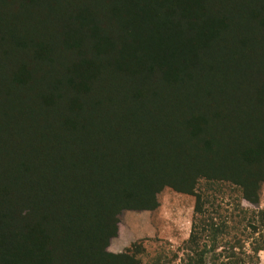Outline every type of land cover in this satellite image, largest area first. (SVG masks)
Instances as JSON below:
<instances>
[{
    "label": "trees",
    "instance_id": "obj_1",
    "mask_svg": "<svg viewBox=\"0 0 264 264\" xmlns=\"http://www.w3.org/2000/svg\"><path fill=\"white\" fill-rule=\"evenodd\" d=\"M11 1L0 0V6L36 13L27 15L31 23L23 29L31 44L22 37L16 44L34 55L21 68L28 78L22 83H38L45 40H54L51 28L66 34V28L78 27L74 45L82 50L91 85L78 124L60 123L69 141L65 160L10 168L0 156V264H142L140 243L112 254L110 241L122 211L155 210L157 195L167 187L196 197V220L184 244L188 264H260L264 0ZM5 83L0 81V90ZM0 102L3 139L16 131L10 111L18 110ZM20 114L28 123L38 118ZM96 134H113L117 147L144 137L145 155L113 168L107 164L111 151L104 150L101 168H80L90 163ZM149 158L156 159L155 168L132 166ZM200 180L207 183L204 190ZM216 183L235 186L256 207H235L243 229L236 230L234 215L207 194ZM165 262L160 257L152 264Z\"/></svg>",
    "mask_w": 264,
    "mask_h": 264
},
{
    "label": "rangeland",
    "instance_id": "obj_2",
    "mask_svg": "<svg viewBox=\"0 0 264 264\" xmlns=\"http://www.w3.org/2000/svg\"><path fill=\"white\" fill-rule=\"evenodd\" d=\"M6 1L13 5L11 0ZM21 8V6H0V68L3 70L0 73H4L3 76L0 75V81L8 82L5 83L6 87L0 90V100L2 103L8 101L6 104L8 107L14 105L18 110L14 113L12 107L10 111V116L13 119H10V125H15L16 131L12 130L14 132L7 138L0 139V156L9 159L10 168H45L49 162L56 161L57 157L62 161L65 160L66 154H69V141L64 137L67 134L61 124L68 122L70 127L72 122L78 124V120H81L82 112L80 110L81 106H84L83 95L91 79L89 71L83 64L82 50L74 45L75 32H78V27L69 28V30L66 28V34L64 28L60 29L63 32L61 33L56 27H53L51 28V35H53L51 38L54 40L53 42L48 38L45 40L47 42L46 52L43 60L39 62L38 66L40 67L35 76V82L39 78L38 83L29 85L22 83L28 78L24 79L25 73L21 68H28V63L31 62L34 55L31 48L24 49L16 44L20 42L17 40L21 37L22 39L28 38L27 42L31 44L32 35L23 29L24 26L31 23L26 21V19H31L27 15L34 16L36 13L34 10L27 12ZM63 24L65 26V23ZM48 32H50V28H48ZM44 35L46 36V34ZM5 52H10L11 55L5 56ZM16 74L19 77H15ZM88 96L89 103L91 96ZM34 101L35 103H33ZM91 104H96L95 98L92 99ZM23 111H26L27 115L38 118L28 123L23 120L26 118H22L20 114ZM7 119L8 114L5 113L2 120L7 122ZM114 139L116 136L113 134L107 136L96 134L90 142L92 153L86 157L90 163L88 166L85 164L80 168H101L100 155L104 150L111 151L110 156L114 158L110 157L112 160L107 161V164L110 166L111 163H114L113 168H121L125 162L127 165L130 164L127 160L145 155V150L140 151L142 145L144 147L148 142L144 137L126 138L131 140L129 142L120 141L118 147ZM187 145L193 147L195 144ZM115 147L117 148L114 151ZM119 160H121L120 163H118ZM139 160L142 161V159L132 160V166L135 168H153L152 166H154L155 168V158L135 164ZM162 163L167 166L164 160ZM262 185L264 187V184ZM198 187L204 190L207 183L200 180ZM215 190L217 191L214 192ZM207 194L211 195V200L218 199L217 204L223 202L222 206L228 210V214L234 215L232 226L236 230L243 229V225H239L240 217L236 218L238 213H233L237 204L240 202L244 208L256 209L253 204L242 200L241 191L231 184L216 183L213 190L207 191ZM157 202L159 206L153 211H122L118 217L117 236L110 241L108 248L110 253H125L131 245L140 243L142 252L138 259L142 264H152L154 258L160 257L166 260V264L189 263L184 244L187 241L186 235L196 220L194 209L196 197L179 193L167 187L157 195ZM222 213L225 214L223 211ZM132 214L138 220L128 221L127 216ZM134 228H141L146 236L129 244V241L133 239ZM236 233L239 232H232L233 235ZM260 264H264V253L260 254Z\"/></svg>",
    "mask_w": 264,
    "mask_h": 264
},
{
    "label": "crops",
    "instance_id": "obj_3",
    "mask_svg": "<svg viewBox=\"0 0 264 264\" xmlns=\"http://www.w3.org/2000/svg\"><path fill=\"white\" fill-rule=\"evenodd\" d=\"M195 204H196V202H195ZM259 207L261 209H264V187L262 188V191H261ZM127 218H128V221H130V222H134V221L138 220V218L136 216H134V214H132L131 216H127ZM190 234H191V230L188 231V234L186 235L187 236L186 237L187 240L190 238ZM145 236L146 235L144 234V231L141 228H134V230H133V239H132V241H129V244H131L132 242H134L136 240L142 239ZM261 253H264V252H261Z\"/></svg>",
    "mask_w": 264,
    "mask_h": 264
}]
</instances>
